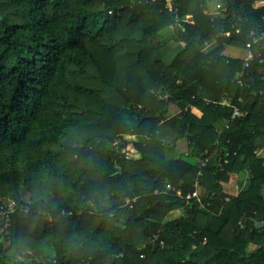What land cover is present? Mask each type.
Returning <instances> with one entry per match:
<instances>
[{"label": "trees", "instance_id": "trees-1", "mask_svg": "<svg viewBox=\"0 0 264 264\" xmlns=\"http://www.w3.org/2000/svg\"><path fill=\"white\" fill-rule=\"evenodd\" d=\"M209 2L0 0V264H264V0Z\"/></svg>", "mask_w": 264, "mask_h": 264}, {"label": "rangeland", "instance_id": "rangeland-1", "mask_svg": "<svg viewBox=\"0 0 264 264\" xmlns=\"http://www.w3.org/2000/svg\"><path fill=\"white\" fill-rule=\"evenodd\" d=\"M211 1H214V2H211ZM215 3H216V0H210L209 6H213ZM174 29H175L174 25L169 26L167 28L164 27L160 31V34H159V36H161L162 38H164L165 36H169L168 40L165 41L166 43L162 44L159 48L160 57L163 58L164 60H167V61H169L170 58L175 54V52L180 47V45L181 44L183 45V43H184L183 40H180V39L178 40L176 38H172L171 35L174 34V31H175ZM228 49L226 50V53L243 55L241 52H239L240 49L237 50L236 47L235 48L231 47ZM178 109H179V107H177L176 104H174V103L169 104V113H174ZM116 141H118V140H116ZM167 142H170V144L173 143L172 139L167 140ZM184 150H186V139L181 138L179 140V142H175V145L173 146V148L171 150H169L168 154L178 155L179 153H181ZM258 155H261L262 157H264V148H261L258 151ZM246 177H247L246 172H244V173L242 172V173L238 174L237 176H233L224 185L226 188H230L232 191H235V190H237L238 187H241V184L243 185V183H239V180L244 182V179H246ZM234 188H235V190H234ZM179 213H181V209L177 208V209L173 210L172 212H170L166 216V219H170L174 216H177ZM120 223L121 222H118V224H120Z\"/></svg>", "mask_w": 264, "mask_h": 264}, {"label": "built area", "instance_id": "built-area-1", "mask_svg": "<svg viewBox=\"0 0 264 264\" xmlns=\"http://www.w3.org/2000/svg\"><path fill=\"white\" fill-rule=\"evenodd\" d=\"M219 5H220V4L218 3L217 6H219ZM251 34H252V32H251ZM255 41H256V39L253 38V40L251 39V40H248V41L246 42L247 53H246V55H245V57H244V59H245V65L248 64L249 59H250L251 57H253V55H254V53H253V51H252V44H253ZM206 160H207V158H205V159L201 162V165H204L205 162H206ZM166 188H167V189H174L175 186H174L173 183H171V182H166ZM186 197H187V198H190V197H197L198 199H200V196H199V193H198L197 188H195L192 192L188 193V194L186 195Z\"/></svg>", "mask_w": 264, "mask_h": 264}, {"label": "water", "instance_id": "water-1", "mask_svg": "<svg viewBox=\"0 0 264 264\" xmlns=\"http://www.w3.org/2000/svg\"><path fill=\"white\" fill-rule=\"evenodd\" d=\"M255 224H256L257 226H260V225L263 224V222L256 221Z\"/></svg>", "mask_w": 264, "mask_h": 264}, {"label": "clouds", "instance_id": "clouds-1", "mask_svg": "<svg viewBox=\"0 0 264 264\" xmlns=\"http://www.w3.org/2000/svg\"><path fill=\"white\" fill-rule=\"evenodd\" d=\"M246 53H247V50H246ZM246 55V54H245Z\"/></svg>", "mask_w": 264, "mask_h": 264}, {"label": "crops", "instance_id": "crops-1", "mask_svg": "<svg viewBox=\"0 0 264 264\" xmlns=\"http://www.w3.org/2000/svg\"><path fill=\"white\" fill-rule=\"evenodd\" d=\"M228 49V48H227ZM229 50V49H228Z\"/></svg>", "mask_w": 264, "mask_h": 264}]
</instances>
